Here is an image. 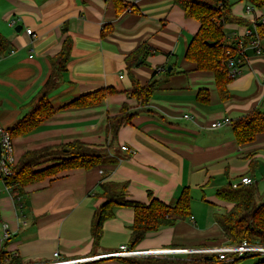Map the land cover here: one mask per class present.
Segmentation results:
<instances>
[{
    "label": "crops",
    "instance_id": "0c3cea01",
    "mask_svg": "<svg viewBox=\"0 0 264 264\" xmlns=\"http://www.w3.org/2000/svg\"><path fill=\"white\" fill-rule=\"evenodd\" d=\"M228 1L232 14L248 26L226 25L225 45L234 48L243 40L247 59L221 95L214 75L197 71L185 59L199 25L172 0H138L131 13L116 9L113 0H0V33L10 43L0 56V88L7 91L6 102L12 96L15 109H29L50 75L49 58L60 52L65 38L71 39L72 49L66 73L49 93L53 107L103 88L117 91L93 107L60 109L33 133L13 139L16 160L26 151L74 141L104 147L107 118L116 116L123 104L136 113L118 130L109 149L115 164L71 170L15 194L5 192L0 182V230L7 225L9 238L3 244L9 254L22 264L49 262L54 252L65 260H90L83 264H123L120 258L103 256L129 247L130 208L115 209L93 247L91 221L102 202L97 198L101 182L126 183L127 198L142 204L150 202L149 194L173 204L188 188L190 206H211L214 214L232 207L219 200L216 191L244 176L253 180L258 194L264 191V133L239 146L229 125L209 127L225 118L232 121L264 111V40L256 55L251 40L243 38L253 21L264 19V8L247 14V2ZM26 29L33 35L27 36ZM139 48L142 53L128 59V69L126 57ZM130 76L140 86L155 82L146 105L128 98ZM201 90L207 91V102L197 99ZM193 214L192 220L148 233L131 251L137 258H185L202 249L229 246L215 222ZM161 250L174 252L144 255Z\"/></svg>",
    "mask_w": 264,
    "mask_h": 264
},
{
    "label": "trees",
    "instance_id": "16d2710c",
    "mask_svg": "<svg viewBox=\"0 0 264 264\" xmlns=\"http://www.w3.org/2000/svg\"><path fill=\"white\" fill-rule=\"evenodd\" d=\"M183 12L186 18L196 21L199 25L197 32L191 38L185 59L196 65L197 71L211 72L217 90L221 95L233 78L226 68L225 45L226 25L248 26L244 19L235 17L231 12L228 0H172ZM254 9L264 8V0H243ZM119 11L126 10L127 5L120 0H113ZM134 12V11H133ZM259 35H264V26L257 25ZM10 47L9 41L0 33V56ZM142 47V46H141ZM72 41L65 38L60 52L49 58L50 75L42 85L37 95L27 106L30 110L12 126L2 129L13 139L33 133L42 123L47 121L56 111L66 108H87L99 105L108 96L117 91L114 88H103L80 96L68 104L55 109L49 100V93L54 90L67 71L70 59ZM232 58L236 52L231 49ZM139 48L135 53L126 57L128 69L131 67L129 58L139 56ZM133 62V61H132ZM131 88L126 91L128 98L134 99L139 105H146L155 90V82H148L140 86L138 81L130 76ZM201 102L208 101V93L201 90L197 94ZM135 112L128 105L123 104L116 116L106 120L107 145L104 147H90L80 141L68 144L43 147L38 150L23 153L13 168V175L4 179L6 186L12 193H18L25 187L51 179L71 170H90L103 165H112L116 160L111 157L109 149L112 147L118 130L130 123ZM230 129L237 145L242 146L254 142L258 134L264 133V111L254 110L230 121ZM41 166V168H39ZM126 183L101 182L98 199L101 204L94 210L91 221V238L93 247L98 245L102 234L103 223L114 218L116 208H130L133 211V222L129 227V247L134 250L148 233L174 226L177 222L191 217L190 192L185 188L173 204H165L149 194L150 202L142 204L130 201L127 196ZM216 197L230 203L232 207L222 213L214 214V222L228 241L229 246L247 244L264 247V191L258 194L255 184L233 189L230 185L216 191ZM260 254H252L250 256ZM241 258L220 261L214 254H192L185 258H120L123 264H241ZM0 262L5 264H22L15 255L9 254L0 242ZM254 264H264L263 259H257Z\"/></svg>",
    "mask_w": 264,
    "mask_h": 264
},
{
    "label": "built area",
    "instance_id": "2783aa9c",
    "mask_svg": "<svg viewBox=\"0 0 264 264\" xmlns=\"http://www.w3.org/2000/svg\"><path fill=\"white\" fill-rule=\"evenodd\" d=\"M138 0H129L126 9V13H131L133 11V8L136 6V3ZM253 10V7L248 4L246 6V13L249 14ZM253 27L251 29H246L243 33V38L250 39L251 40V46L255 50L256 55L260 54L259 45L262 40H264V35H259V32L257 30V25L261 24L264 26V19H261L260 21H253L252 22ZM25 34L27 36H32V30L26 29ZM231 49H233L236 54L232 58L231 56ZM227 49L226 50V56L228 57L226 60V68L229 72V76L231 78H235L240 74L241 67L244 65L246 61L245 53H244V43L243 40H239L236 43V46L234 48ZM264 84V76L261 80ZM185 119H188L189 116L185 115ZM230 125V120L228 118H225L223 120L215 121L210 124V129H219L225 126ZM121 150L124 152H129V149L125 146L121 147ZM16 164V157L14 154V148H13V140L10 137V135L6 132H2V129H0V182L4 186V191L12 194L11 188L6 186L4 183V179L10 178L13 175V168ZM254 182L251 178L244 176L242 177L238 182L231 184L230 186L233 189H237L241 186H249L253 185ZM192 220V217H190ZM9 238V233L7 229V225H4L2 227V234L0 236V242L4 243ZM174 251L169 250H161V251H152L145 253L144 255H159V254H169ZM200 254H214L217 256L218 260L224 261L228 259L233 258H241L245 256H250L252 254H260L264 255V247L254 246L247 244L246 242H242L240 245L235 246H227L222 248H208V249H202L200 251ZM175 253H183V251H175ZM138 256L137 253L129 250L128 248L122 246L118 252L104 255L103 258H132ZM92 260V258H91ZM87 261H90L88 259H77V260H65L60 257V254L58 252L53 253V259L46 263H39V264H83ZM0 264H3L0 262ZM5 264V263H4Z\"/></svg>",
    "mask_w": 264,
    "mask_h": 264
},
{
    "label": "rangeland",
    "instance_id": "374dc122",
    "mask_svg": "<svg viewBox=\"0 0 264 264\" xmlns=\"http://www.w3.org/2000/svg\"><path fill=\"white\" fill-rule=\"evenodd\" d=\"M225 32L228 33L227 30ZM4 94H7V91H3L2 88H0V127L2 129L12 126L19 119H21L24 115H26V113L30 110L28 109L27 111H25L21 109L20 110L15 109L16 98L11 96L9 100H7L6 102V97ZM13 148H14V145H13ZM211 209L214 210L213 207L211 206H190V213L191 214H193V212L201 213V215L205 216L206 221L214 223V218H213L214 213ZM0 234H2V228L0 230ZM261 258H262V255H258V256L253 255V256L247 257L241 262L244 264H254L257 259H261Z\"/></svg>",
    "mask_w": 264,
    "mask_h": 264
},
{
    "label": "water",
    "instance_id": "95a60500",
    "mask_svg": "<svg viewBox=\"0 0 264 264\" xmlns=\"http://www.w3.org/2000/svg\"><path fill=\"white\" fill-rule=\"evenodd\" d=\"M170 70V68H168V71Z\"/></svg>",
    "mask_w": 264,
    "mask_h": 264
}]
</instances>
